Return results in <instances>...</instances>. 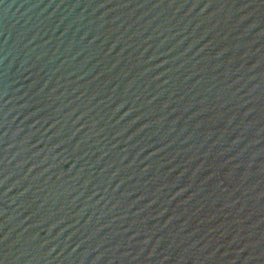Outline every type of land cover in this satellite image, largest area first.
I'll return each mask as SVG.
<instances>
[{"label": "water", "instance_id": "95a60500", "mask_svg": "<svg viewBox=\"0 0 264 264\" xmlns=\"http://www.w3.org/2000/svg\"><path fill=\"white\" fill-rule=\"evenodd\" d=\"M0 264H264V0H0Z\"/></svg>", "mask_w": 264, "mask_h": 264}]
</instances>
